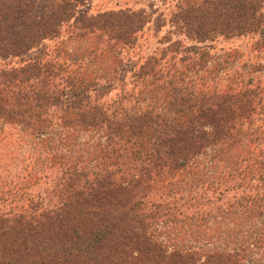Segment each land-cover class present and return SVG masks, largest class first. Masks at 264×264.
Listing matches in <instances>:
<instances>
[{
    "label": "trees",
    "instance_id": "1",
    "mask_svg": "<svg viewBox=\"0 0 264 264\" xmlns=\"http://www.w3.org/2000/svg\"><path fill=\"white\" fill-rule=\"evenodd\" d=\"M47 1L0 0V264H264V0L145 56L146 9Z\"/></svg>",
    "mask_w": 264,
    "mask_h": 264
},
{
    "label": "rangeland",
    "instance_id": "2",
    "mask_svg": "<svg viewBox=\"0 0 264 264\" xmlns=\"http://www.w3.org/2000/svg\"><path fill=\"white\" fill-rule=\"evenodd\" d=\"M56 0H48L52 3ZM174 0H88L85 7L81 8V13H89L90 15L99 12H107L112 10H120L132 8L133 10L146 9L151 16V22L145 30L140 40L142 54H152L156 49L162 48L167 42L171 43L176 37L171 35L173 31L170 26V19L174 9ZM171 38V39H167ZM245 40L225 41L217 40L207 43H196L185 41L184 52H195L206 50L220 55L225 54L231 48L238 47ZM39 52H33V55Z\"/></svg>",
    "mask_w": 264,
    "mask_h": 264
}]
</instances>
